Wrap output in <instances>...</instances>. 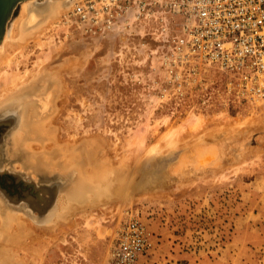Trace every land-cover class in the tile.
<instances>
[{"label": "rangeland", "instance_id": "374dc122", "mask_svg": "<svg viewBox=\"0 0 264 264\" xmlns=\"http://www.w3.org/2000/svg\"><path fill=\"white\" fill-rule=\"evenodd\" d=\"M67 11L44 31L39 38L41 45L29 42L20 52L11 53L8 65L0 66V73L7 75L12 70L37 71L36 57L48 51L47 43L59 49L32 81L46 91L24 94L18 101L0 107V173L8 174L1 178L4 187H0L4 215H23L33 224L44 226L53 222L67 203L83 206L74 211L71 229L62 223L61 230L53 227L55 240L44 232L39 242H32L42 246L48 241L40 262H33L22 251L21 258L26 256V264H105L114 234L126 220L125 213L138 211L154 234L152 251L163 232L161 228H165L166 234H181L193 254L213 260V264H264V135L237 126L236 131L232 128L212 138L200 137L197 145L185 149H158L161 138L171 132L203 125L212 128L224 121L242 124L252 116L263 117L264 100L240 101L225 88V77L212 68L203 70L196 65L194 75L188 77L182 72L177 79L170 77L159 57L161 43L154 21L91 34L84 31L80 21H65ZM45 18L39 16L28 27ZM60 88H64V106L59 115H54L50 130L59 131V141L66 144L64 150L73 158L79 157L73 162L66 159L64 170L40 164L42 158L46 161L44 155L30 161L26 144L32 136L27 128L21 133L24 113L29 120H36L30 117L34 113L38 118L42 111L45 116L57 113L55 102L62 98ZM45 95L48 105L44 110L41 101ZM20 100L34 104L25 107ZM17 133L26 141L15 144L12 139ZM223 133L228 135L223 137ZM210 146L219 150L220 164L194 170L199 148ZM54 155L55 162L62 161L59 154ZM106 157H129V169L126 175H118L120 196L98 203L90 197L95 183L84 177L91 163L99 165ZM19 180L35 181L38 189H34L44 198L52 193L45 212L20 200L24 187ZM41 233L36 227L35 234Z\"/></svg>", "mask_w": 264, "mask_h": 264}, {"label": "built area", "instance_id": "2783aa9c", "mask_svg": "<svg viewBox=\"0 0 264 264\" xmlns=\"http://www.w3.org/2000/svg\"><path fill=\"white\" fill-rule=\"evenodd\" d=\"M69 19L91 34L154 21L170 77L194 75L196 65L212 68L240 101L264 100V0H76ZM125 216L105 264H141L153 249L154 234L140 213Z\"/></svg>", "mask_w": 264, "mask_h": 264}, {"label": "bare ground", "instance_id": "6f19581e", "mask_svg": "<svg viewBox=\"0 0 264 264\" xmlns=\"http://www.w3.org/2000/svg\"><path fill=\"white\" fill-rule=\"evenodd\" d=\"M74 2H76V0H26V1L21 2L19 5L20 9L18 8L19 9L18 14L16 16H14L12 18V20L9 22V24L6 28V31L4 33V36L2 38V41L0 43V66L2 64L8 65L11 62V58H12L11 53L12 52L13 53L20 52L31 41L39 42V40H40L39 38L44 34V31L48 30L49 27L53 23H55L56 21H59V18L62 15V13L65 12L66 10H69L70 8H72V4H74ZM39 16H44L46 18L40 24H38L34 27L31 26L29 28L28 27L29 25H33L34 23H36L35 21L39 18ZM39 44L41 45L40 42H39ZM47 44L49 45L48 51L45 53H41L40 55H37V57H36V61H35L34 65H35V68L38 69L37 71L25 70V72L22 73V72H19L16 70L15 71L12 70L11 73L8 75L6 73H3V74L0 73L1 78L2 77H5V78L8 77L7 80L5 78L4 79L2 78V80H1V78H0V80H1V82H0V84H1V86H0V107L2 106V104L5 105L7 103H10V101L11 102L18 101L21 98V96L24 94L25 95H27V93L32 94L35 91L39 90L37 88L38 85L34 86L36 84L32 83V81L38 76V74L40 72H42V70H44V66L52 58V55H53L52 53L59 51V49H57L54 44H52V43H50V44L47 43ZM74 64H76V63L70 62V65H74ZM54 77H56V76H54ZM45 79H47V78H45ZM52 79L54 80V78H51V81H52ZM39 82H40V80H39ZM41 82H43V81H41ZM63 84H64V81H63ZM40 89L45 90V87H43L41 85ZM41 90H39V91H41ZM58 93H59V91H58ZM60 94H61L60 96H62V98L58 97L56 99V102H55V105L57 108V113H55V114L53 113L51 115L48 114L45 116L43 111H42V112H40L39 118H38V114L34 113L30 117L31 118L35 117L34 119H36V120H29V118H27V115H25V113H24L23 118H22V123H21L22 124L21 125V133L24 132L23 129L27 128V134L29 135V137L32 136V137H30V139H32L31 142L26 144V147H27L26 150H28L27 152H28L29 160L31 159L30 161L33 162L34 158L36 160V159H39V157L41 159L42 158L41 155H44L45 156L44 159H46V161H44L43 158H42V161L39 159L40 164L42 162H45L43 164V166L46 165L50 169L60 167L62 170H64V166H62V165H64V162H66V159H68L67 161L73 162V161H75V159H79V157L75 158L76 155L75 156L73 155L75 158L74 159L72 157V155L69 154L70 152L67 151V149L64 150V146L66 144H64V142L61 143L59 141V131L52 132L50 130L52 128V124H53V120L55 119V116L59 115L60 111L62 110V108L64 106V88H60ZM38 95H39V93H38ZM20 101L22 103H25V105H24L25 107H28V106L32 107V105L34 104L30 100L29 101L20 100ZM47 105H48V100H47V96L45 95L43 101H41V106H42L41 108L45 110ZM43 115H44V117L42 118L41 116H43ZM237 126L242 127L244 130L245 129H248V130L253 129V130L258 131L259 134L264 135V116L263 117L252 116V117L248 118L247 121H245L242 124L241 123L234 124L233 122L224 121V122L216 123L215 126L212 128H207V127H205V125H203V126L195 127L193 129L186 128V129L182 130L181 132H171L169 134H165L161 138V140L158 142V149L162 152H166L169 149L177 150V149H181L184 147L186 148V146H195V143H196V145H197V142L199 143V141H197V140H199L198 138H200V137L202 138L205 136V138L206 137L212 138L215 136V133H218V132L220 133V131H230L232 128L235 129V127H237ZM237 129H235V131ZM243 129H240V130H243ZM248 130L246 132H248ZM235 131H232V132L234 133ZM237 132H239V131H237ZM21 133H17V135L12 139V141L14 140L15 144H19L20 142L23 143V141H26V139L24 140L22 138ZM224 134L228 135L227 133H223V135ZM232 134H231V137L233 136ZM237 134H239V133H237ZM247 135H248V133H247ZM247 135H244V136H247ZM239 136L241 137L242 135L239 134ZM223 137H225V135ZM235 137H236V135H234V138ZM228 138H230V137H228ZM249 138L252 139V136H250ZM239 139H238V141H239ZM238 141H237V143H238ZM201 142L205 143L206 141L205 142L201 141ZM223 142H225V141H223ZM242 142H243V140H242ZM229 143L230 142H228V144ZM235 143H236V141H235ZM239 144H241V142ZM249 144H251V142ZM234 145H236V144H234ZM219 146H218V149L220 150V154L222 157L223 147H222V145H219ZM252 146L248 147V149L251 148ZM205 147H207V146H205ZM233 147L231 149H233ZM253 147H255V146H253ZM245 148L247 149L246 146H245ZM218 149L215 148L214 146H210L208 148H199L200 152L195 155V158H194L195 161H194L193 169L194 170H203L207 167H216L217 165H219L220 159L218 160V156H219V150ZM246 149H245V151H247ZM196 150H197V148H196ZM228 150H229V148H228ZM249 151H250V149H249ZM55 153L59 154V157L57 155L56 156L59 158V160H62L61 162H55V160L57 159L56 158L54 160V158H55L54 154ZM187 153H189V151ZM238 153H240V152H238ZM241 153H242V151H241ZM183 155L184 154H182V156ZM230 156H228V157H230ZM232 158H233V156H232ZM241 158H243V157H241ZM128 161H129V157H117L114 160L106 157V159L104 158L103 160H101L100 164L98 163L99 165L91 163L90 164L91 169L88 172H86L88 176L84 177L85 179L93 181L95 183V185H93V189L91 190L92 193H90V197L92 199L95 198L96 202H98V203H106V201L109 202L110 198H111V200H113L115 198L117 199V196H120V195H118V191H117L118 190L117 189L118 178H119L118 175H120V174L126 175L128 173V169H129ZM58 163H61V164H58ZM36 164H37V162L35 163V165ZM177 169H179V168L177 167ZM85 185H87V183H85ZM46 196L47 195H45V197ZM9 200H11V199H9ZM12 205H13V203H12ZM29 206L32 207L33 205L31 203H29ZM80 207L82 208L83 206H76V204L73 202L67 203L66 209L64 211H62L57 217L52 219V220H54L53 222L51 221V223L45 224L44 226H38V225L33 224L31 221H29L23 215H15V214L13 215V214H8V213H7V215L6 214L4 215V210H3L2 206L0 205V264H26L28 259L26 258V256L21 258V256L19 255V253L21 251L24 254H27V256H29L30 259L33 260V262H35V260H38L40 262V260L43 259V256L48 249V246H49L48 241H44V244L42 246H39V245L34 246L32 244V242L34 240L39 242L42 239L44 232H48L49 238L52 240H55L56 235L54 233L53 227L55 226L56 228L61 230L62 229V223H64V225L68 226L71 229V227L73 226V220L72 219L74 217V215H73L74 211L80 210L81 209ZM23 210H25V209H23ZM56 211H58V210H56ZM47 216H48V214H47ZM35 223H37V222H35ZM36 227H39V229L42 231V233L39 236H37L35 234Z\"/></svg>", "mask_w": 264, "mask_h": 264}, {"label": "crops", "instance_id": "0c3cea01", "mask_svg": "<svg viewBox=\"0 0 264 264\" xmlns=\"http://www.w3.org/2000/svg\"><path fill=\"white\" fill-rule=\"evenodd\" d=\"M161 229L163 232L160 233L156 248L141 259V264H213V260L193 254L181 234L173 231L172 234H166V229Z\"/></svg>", "mask_w": 264, "mask_h": 264}, {"label": "water", "instance_id": "95a60500", "mask_svg": "<svg viewBox=\"0 0 264 264\" xmlns=\"http://www.w3.org/2000/svg\"><path fill=\"white\" fill-rule=\"evenodd\" d=\"M26 0H0V43L2 41V38L4 36V33L6 31V28L9 24V22L12 20V18L15 16L18 7L21 2ZM8 177V174L3 171L0 173V180L3 177ZM19 185L24 187L23 189V197L20 200L26 201V203H31L40 213L45 212L47 206L46 203L49 200L48 198L52 199L53 195L52 193H48V198H44L42 195H40V191L33 190L34 188H37V185L32 181H20ZM0 187H2L1 181H0ZM30 188L29 190H26ZM41 192H45V190H41ZM20 205L17 204L16 207H19Z\"/></svg>", "mask_w": 264, "mask_h": 264}, {"label": "flooded vegetation", "instance_id": "af4514ba", "mask_svg": "<svg viewBox=\"0 0 264 264\" xmlns=\"http://www.w3.org/2000/svg\"><path fill=\"white\" fill-rule=\"evenodd\" d=\"M1 181V180H0ZM4 181V180H3ZM1 184H2V182H1ZM2 187H4L3 185H2Z\"/></svg>", "mask_w": 264, "mask_h": 264}]
</instances>
